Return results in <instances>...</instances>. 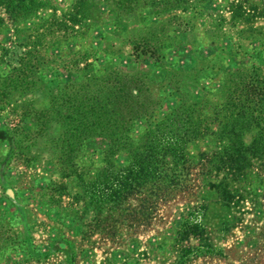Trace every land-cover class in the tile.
<instances>
[{
    "label": "trees",
    "instance_id": "1",
    "mask_svg": "<svg viewBox=\"0 0 264 264\" xmlns=\"http://www.w3.org/2000/svg\"><path fill=\"white\" fill-rule=\"evenodd\" d=\"M107 1L115 14L127 17L139 3L147 5L157 16H167L163 23H168L177 22V13L188 8L197 14L208 0ZM95 3L71 0L58 15L50 0H0V32L11 23L14 45L21 50L15 55V65L0 73V109L13 97L21 103L28 96L43 100L40 108L33 109L36 127L23 131L15 142L40 143L55 156L64 176L76 178L84 201L93 211V226L107 236H113L120 224L148 225L160 202L183 193L192 195L191 171L198 167L203 178H209L203 186L206 197L192 205L175 228L172 264L225 257L220 242L241 222L243 203L254 195L248 184L249 170L264 159V69L259 61L264 53V24L253 26L255 18L264 22V0L259 6L251 0L231 1L227 22L221 16L212 18L213 23L229 24L234 33L231 38L261 41L249 65L224 71L217 101L189 93L186 69H162L154 75L100 71L93 69L87 50H78L68 63H62L72 68V79L63 80L56 70L54 77L47 78L43 70L51 69L50 61L57 56L45 54L46 50L85 38L94 23L91 8ZM158 47L147 43L135 45L134 51L160 63ZM7 49L0 43L2 54ZM149 83L159 89L173 86L176 103L168 113H158L163 97L145 101ZM140 118L144 124L135 137ZM205 138L213 142V148L198 152L194 162L188 148ZM3 141L14 142L6 130H0ZM87 141L104 143L101 163L91 177L81 165ZM119 155L125 156V164L118 163ZM2 236L0 230V250L26 248L28 243L22 234ZM258 236L264 238L263 231Z\"/></svg>",
    "mask_w": 264,
    "mask_h": 264
},
{
    "label": "rangeland",
    "instance_id": "2",
    "mask_svg": "<svg viewBox=\"0 0 264 264\" xmlns=\"http://www.w3.org/2000/svg\"><path fill=\"white\" fill-rule=\"evenodd\" d=\"M50 1L60 15L71 0ZM231 1L234 0H208L199 7L197 14L188 8L177 13L180 17L177 22L163 23L167 16H157L147 5L139 3L134 13L127 17L115 14L107 0H95L91 8L94 23L87 36L59 49H47L45 54H54L57 59L51 60L52 68L43 73L50 78L56 70L63 80L72 79V68L62 63H68L78 50H87L93 69L100 71L104 68L133 75H154L162 69H186L188 83H191L189 93L217 101L224 71L249 65L253 61L251 54L261 42L258 38H231L234 33L228 23L212 22V18L219 16L228 21L227 7ZM251 2L260 5V0ZM262 24L260 17L253 20V26ZM6 25L0 32V43L8 47L5 54L0 51L1 74L15 65V55L21 51L14 45L16 39L12 36L11 23ZM147 43L159 46L160 63L152 56L134 51L135 45L141 47ZM163 44L168 46L163 47ZM261 56L259 61L264 69V53ZM135 87L131 85L134 92ZM172 91L171 85L159 89L150 84L144 99L150 103L154 97H163L162 108L158 111L161 116L176 103ZM15 99L13 97L0 109V130H6L14 140L0 142V230L2 238L7 234H22L28 243L24 245L26 248L1 249L0 264H172L175 228L192 205L205 199L203 186L208 176L204 174L203 178L198 167L193 168L192 195L183 193L160 202L148 225L120 224L113 236H107L93 226V211L84 201L76 178L64 176L55 156L40 143L34 146L24 139L15 142L23 131L36 127L33 109L40 108L43 103L41 98L32 96L26 98L25 104ZM29 99L31 102H27ZM143 124L144 118L136 121L133 136L140 133ZM103 146L104 143L98 141L85 143L81 165L87 177H91L94 168L101 163ZM212 148L213 142L205 138L190 145L187 152L195 162L198 152H208ZM117 161L125 164L126 158L119 155ZM248 184L254 195L243 203L241 222L225 241L220 242L225 248V257H201L189 264H264V238L258 236L264 233V159L256 161L249 170Z\"/></svg>",
    "mask_w": 264,
    "mask_h": 264
}]
</instances>
